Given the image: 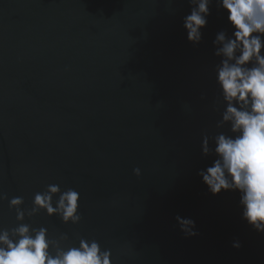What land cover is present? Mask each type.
<instances>
[{"label": "water", "instance_id": "obj_1", "mask_svg": "<svg viewBox=\"0 0 264 264\" xmlns=\"http://www.w3.org/2000/svg\"><path fill=\"white\" fill-rule=\"evenodd\" d=\"M190 10L188 0H0V194L23 197V209L50 184L80 194L79 223L43 211L25 223L69 244L95 239L112 264H264V234L241 219L239 193L212 195L197 174L215 159L202 137L228 129L216 127L212 42L231 26L213 5L193 45ZM177 215L198 234L186 237ZM15 216L0 200V228Z\"/></svg>", "mask_w": 264, "mask_h": 264}, {"label": "clouds", "instance_id": "obj_2", "mask_svg": "<svg viewBox=\"0 0 264 264\" xmlns=\"http://www.w3.org/2000/svg\"><path fill=\"white\" fill-rule=\"evenodd\" d=\"M190 14L183 18L187 40L198 45L207 26L210 8L227 14L231 34L220 30L213 40L215 83L223 104L216 127L221 131L201 140L203 156H214L211 166L198 171L212 195L222 191L239 193L241 219L264 234V0H188ZM203 98V97H202ZM210 142L214 147L210 146ZM139 176L140 169L133 170ZM15 210L16 226L0 228V264H112L110 249H102L95 239L80 237L69 244L67 234L50 237L44 226L25 223L41 211L57 216L65 224H77L80 194L72 188L61 190L50 184L37 192L30 209H23V197L8 199ZM186 237L196 236L195 221L176 216ZM232 247L241 243L234 240Z\"/></svg>", "mask_w": 264, "mask_h": 264}]
</instances>
